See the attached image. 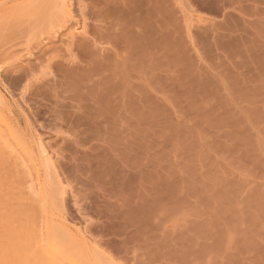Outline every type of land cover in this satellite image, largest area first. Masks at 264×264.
Here are the masks:
<instances>
[{"label":"rangeland","instance_id":"1","mask_svg":"<svg viewBox=\"0 0 264 264\" xmlns=\"http://www.w3.org/2000/svg\"><path fill=\"white\" fill-rule=\"evenodd\" d=\"M4 1L3 109L89 254L264 264V0ZM20 163L0 197L38 188Z\"/></svg>","mask_w":264,"mask_h":264},{"label":"bare ground","instance_id":"2","mask_svg":"<svg viewBox=\"0 0 264 264\" xmlns=\"http://www.w3.org/2000/svg\"><path fill=\"white\" fill-rule=\"evenodd\" d=\"M8 1L14 2V0H5L4 4ZM49 2H53V0L22 1V3L35 4V8ZM16 20H14L15 23ZM3 21L1 20L0 23ZM2 28L0 27V30ZM5 103H7L6 95L0 90V166L7 170L13 156L18 154L21 160L20 165L22 164L26 168L31 166L36 171L38 188L27 198L18 194L0 197V252L9 256V252L13 251L15 257L21 255L22 259L24 256V261L19 258L18 260L22 261L20 263L26 262V264L30 262L32 264H104L100 260V255L89 254L88 247H86L88 240L83 233L72 232V234L69 232V225L57 211L58 201L54 191L48 186L47 181L42 180V172L45 169L43 164H50L49 156H45L44 149L39 154L25 146L24 143L30 138L29 133L23 134L19 130L10 129L17 117L14 113L11 114V111L3 109ZM3 127H8V132H5ZM37 197L42 201L40 205L34 203L37 201ZM10 205L14 207L15 212L12 216H7L5 212ZM40 220L43 226L38 223ZM22 243L32 244L28 245L29 248H32H25ZM99 248L96 249L97 254H100ZM1 253L0 255H2ZM6 264H10V262L8 263L6 260Z\"/></svg>","mask_w":264,"mask_h":264}]
</instances>
